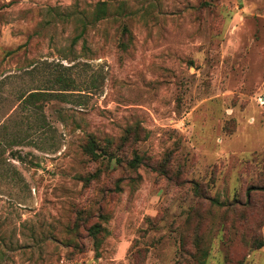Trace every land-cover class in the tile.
I'll return each mask as SVG.
<instances>
[{"label":"rangeland","instance_id":"obj_1","mask_svg":"<svg viewBox=\"0 0 264 264\" xmlns=\"http://www.w3.org/2000/svg\"><path fill=\"white\" fill-rule=\"evenodd\" d=\"M98 1L0 0V264H264V0Z\"/></svg>","mask_w":264,"mask_h":264},{"label":"trees","instance_id":"obj_2","mask_svg":"<svg viewBox=\"0 0 264 264\" xmlns=\"http://www.w3.org/2000/svg\"><path fill=\"white\" fill-rule=\"evenodd\" d=\"M110 1H112V0H100V1L95 3V5H94V7L92 9V12H91V20L92 21H94V22L99 21V20L105 18L109 14L108 6H109ZM121 10H122V7L119 6V7H117V11L116 12L120 13ZM77 20L81 24L82 29H81L80 33H78L75 38L80 37L82 32H83V30L86 27V19H85V17H82V16L79 15L77 17ZM94 143H95L94 138H90L89 139V143L85 147V151L90 156L97 157V156H99V154H97L96 151H95ZM109 144H110V142H108V145ZM140 163H143V161L139 157L134 156L132 161H131L132 166H137ZM258 189H261V190L264 191V186H261ZM89 231H90L91 235L96 236V234L99 232L98 225H92L89 228Z\"/></svg>","mask_w":264,"mask_h":264}]
</instances>
